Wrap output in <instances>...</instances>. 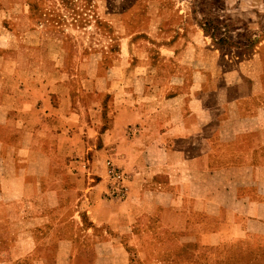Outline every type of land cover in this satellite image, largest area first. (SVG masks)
Segmentation results:
<instances>
[{
	"label": "crops",
	"instance_id": "obj_1",
	"mask_svg": "<svg viewBox=\"0 0 264 264\" xmlns=\"http://www.w3.org/2000/svg\"><path fill=\"white\" fill-rule=\"evenodd\" d=\"M28 45L25 65L0 45V264L264 256V40L225 71L197 67L191 40L120 44L91 76Z\"/></svg>",
	"mask_w": 264,
	"mask_h": 264
},
{
	"label": "rangeland",
	"instance_id": "obj_2",
	"mask_svg": "<svg viewBox=\"0 0 264 264\" xmlns=\"http://www.w3.org/2000/svg\"><path fill=\"white\" fill-rule=\"evenodd\" d=\"M44 26L50 29L45 31ZM29 28L36 29L37 35L30 34ZM0 30V45L14 48L20 65L27 63L30 54L38 55V49H28L30 42L37 41L46 48L44 63L49 67L68 63L69 73L77 66L91 76L100 58L98 66H108L120 44L129 43L139 57L144 51L154 54L156 43L179 38L196 44L197 67L225 71L247 67L252 50L264 40V0H0ZM60 40L62 47H57ZM143 45L151 49L141 50ZM60 52L64 59L59 58ZM108 100L102 97L105 107ZM109 162L125 172L107 160L108 197L114 198ZM80 168L89 170L90 164ZM150 229L157 233L155 223ZM131 259L142 264L137 257ZM178 259L179 264H264V256L253 255L231 261L203 254Z\"/></svg>",
	"mask_w": 264,
	"mask_h": 264
},
{
	"label": "built area",
	"instance_id": "obj_3",
	"mask_svg": "<svg viewBox=\"0 0 264 264\" xmlns=\"http://www.w3.org/2000/svg\"><path fill=\"white\" fill-rule=\"evenodd\" d=\"M109 178L112 181V187L110 190V196L114 198H123L126 192V186H125V179L126 174L123 173L121 170L113 166L109 162Z\"/></svg>",
	"mask_w": 264,
	"mask_h": 264
}]
</instances>
